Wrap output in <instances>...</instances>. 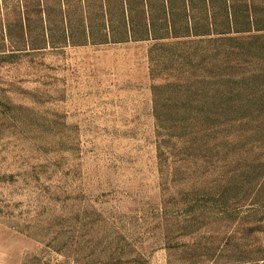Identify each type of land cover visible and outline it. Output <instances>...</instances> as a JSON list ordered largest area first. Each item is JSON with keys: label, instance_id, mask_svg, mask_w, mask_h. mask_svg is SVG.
<instances>
[{"label": "rangeland", "instance_id": "obj_1", "mask_svg": "<svg viewBox=\"0 0 264 264\" xmlns=\"http://www.w3.org/2000/svg\"><path fill=\"white\" fill-rule=\"evenodd\" d=\"M24 3L0 0V264H264V32L48 45ZM191 73L201 122L161 132L154 88Z\"/></svg>", "mask_w": 264, "mask_h": 264}, {"label": "trees", "instance_id": "obj_2", "mask_svg": "<svg viewBox=\"0 0 264 264\" xmlns=\"http://www.w3.org/2000/svg\"><path fill=\"white\" fill-rule=\"evenodd\" d=\"M24 4L40 9L48 45L131 40L155 43L176 40L174 45H182L183 40L190 38H199L202 43H228L238 41L233 35L264 32V7L254 8L251 0H25ZM247 39L240 41L241 47L252 44V37ZM165 46L157 44L151 60L159 63V50L163 51L165 60L186 59L184 54L166 52ZM193 78L154 88V111L161 132L169 133L172 128H187L201 122L198 115H177L187 111L201 113L204 105L209 104L208 94L213 92L210 87L213 83L205 77ZM224 93L223 90L219 94L220 99H224ZM160 153L165 157L163 151Z\"/></svg>", "mask_w": 264, "mask_h": 264}]
</instances>
